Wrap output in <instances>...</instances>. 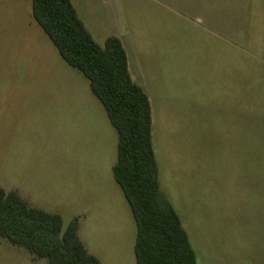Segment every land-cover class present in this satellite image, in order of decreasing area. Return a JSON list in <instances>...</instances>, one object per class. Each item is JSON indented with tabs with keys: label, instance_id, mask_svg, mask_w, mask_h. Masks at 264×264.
Returning <instances> with one entry per match:
<instances>
[{
	"label": "rangeland",
	"instance_id": "obj_1",
	"mask_svg": "<svg viewBox=\"0 0 264 264\" xmlns=\"http://www.w3.org/2000/svg\"><path fill=\"white\" fill-rule=\"evenodd\" d=\"M121 38L153 111L161 189L197 264H264V0H72ZM118 133L32 0H0V187L58 213L103 264H136ZM0 264H48L0 238Z\"/></svg>",
	"mask_w": 264,
	"mask_h": 264
},
{
	"label": "trees",
	"instance_id": "obj_2",
	"mask_svg": "<svg viewBox=\"0 0 264 264\" xmlns=\"http://www.w3.org/2000/svg\"><path fill=\"white\" fill-rule=\"evenodd\" d=\"M32 13L62 58L89 80L117 130L112 170L136 223V264H197L181 216L161 189L151 101L132 78L121 38L112 34L103 45L97 42L72 0H32ZM78 228L79 217L65 225L60 214L0 187V238L48 264H103L87 250Z\"/></svg>",
	"mask_w": 264,
	"mask_h": 264
},
{
	"label": "crops",
	"instance_id": "obj_3",
	"mask_svg": "<svg viewBox=\"0 0 264 264\" xmlns=\"http://www.w3.org/2000/svg\"><path fill=\"white\" fill-rule=\"evenodd\" d=\"M32 15H33V13H32ZM129 63V62H128ZM133 78V77H132Z\"/></svg>",
	"mask_w": 264,
	"mask_h": 264
}]
</instances>
